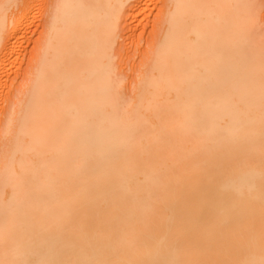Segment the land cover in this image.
I'll return each instance as SVG.
<instances>
[{"label":"bare ground","instance_id":"6f19581e","mask_svg":"<svg viewBox=\"0 0 264 264\" xmlns=\"http://www.w3.org/2000/svg\"><path fill=\"white\" fill-rule=\"evenodd\" d=\"M150 1L41 0L14 85L0 0V264H264L258 0Z\"/></svg>","mask_w":264,"mask_h":264},{"label":"rangeland","instance_id":"374dc122","mask_svg":"<svg viewBox=\"0 0 264 264\" xmlns=\"http://www.w3.org/2000/svg\"><path fill=\"white\" fill-rule=\"evenodd\" d=\"M14 1H15L16 5L13 7L12 10L16 11V13L14 12L16 17L20 16L21 14L22 15L25 14V12H32L33 13V16L30 17V21H31L30 25L27 28L24 26V23L19 26L21 35H20L18 43H17V47H16L17 50L15 51L16 56H18V57L16 58V56H15V60H14V58L11 59L14 61L11 65L12 67H10V69H12V72L10 74V76H12L11 80H14V81H11V83L16 82L15 84L14 83L13 84L18 85V84H21V80L19 81V78H15V77H17L19 75V73H20L19 70L22 69L23 66L25 67L26 62L28 64V62H29L28 58L31 57V52H33L32 50L34 49L35 44H37V42L39 40L40 32H38V28H39V24L41 23L42 18H43V11L41 8V0H34L33 3H28L29 0H14ZM257 2H258V4L256 5V7L259 8L258 14L261 13L259 15H261L260 17L263 19V20L260 19L259 15L257 14L259 21H261L260 22L261 26H259V28H260V32H262V31L264 32V25H263L264 24V0H258ZM257 2H255V3H257ZM160 4H161V0L150 1L148 6L146 7V9L144 10V12H142V14H140V17H144V18L145 17H151L152 15L155 14L154 11L156 12L155 8L157 7V5H160ZM259 4H261V7ZM18 7H20V8L22 7L23 12L22 11L20 12V9L18 11ZM131 9L133 12L134 6ZM255 10H257V9L255 8ZM255 10H254V12L257 13V11H255ZM17 11H18V13H17ZM132 31H133L132 29L131 30L126 29L125 32L122 33L121 37L123 35H124V37H122V38L120 37L119 38L120 40H118L120 42V46L118 49V51L120 53V57H117L115 59V61L118 62L120 64V66L122 65V67H124L126 69V72L128 75L131 74L132 66L136 65L138 62V59H139V57L136 56L135 53L133 52V47H134L135 43H137V41H138L139 45L141 46V48H142V45L146 44V39L149 36L150 24L149 23L146 24V27L144 30H142L141 28H136L134 30V32H132ZM21 58H22V60H21ZM21 64H23V65H21ZM19 66H20V68H19ZM13 75L14 76L16 75L14 77V79H13ZM9 78H11V77L8 76L7 79H9ZM16 80H18V81H16ZM3 83H4V81H3ZM3 86L7 87L8 85H6L4 83ZM6 87L3 89L2 93H0V103L1 104L3 103L2 101H4V100H2V98H5L4 93H7V90H8V88L6 89ZM4 105H7V103L5 102Z\"/></svg>","mask_w":264,"mask_h":264}]
</instances>
